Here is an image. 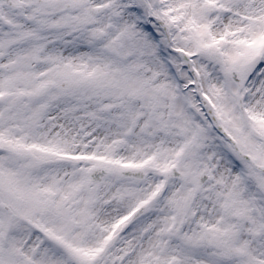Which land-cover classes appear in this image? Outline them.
Listing matches in <instances>:
<instances>
[{"label": "snow or ice", "instance_id": "1", "mask_svg": "<svg viewBox=\"0 0 264 264\" xmlns=\"http://www.w3.org/2000/svg\"><path fill=\"white\" fill-rule=\"evenodd\" d=\"M0 264H264V0H0Z\"/></svg>", "mask_w": 264, "mask_h": 264}]
</instances>
